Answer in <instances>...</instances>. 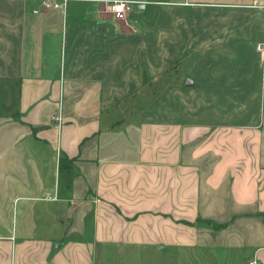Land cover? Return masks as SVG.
I'll list each match as a JSON object with an SVG mask.
<instances>
[{
  "label": "crops",
  "instance_id": "crops-1",
  "mask_svg": "<svg viewBox=\"0 0 264 264\" xmlns=\"http://www.w3.org/2000/svg\"><path fill=\"white\" fill-rule=\"evenodd\" d=\"M108 1L0 0V264H264V0Z\"/></svg>",
  "mask_w": 264,
  "mask_h": 264
},
{
  "label": "built area",
  "instance_id": "built-area-1",
  "mask_svg": "<svg viewBox=\"0 0 264 264\" xmlns=\"http://www.w3.org/2000/svg\"><path fill=\"white\" fill-rule=\"evenodd\" d=\"M69 0H40L39 11H49V10H62ZM136 2L130 0H110L108 1V10L112 14L113 18L116 20H123L127 14L131 11ZM259 48V47H258ZM51 121L59 122V114H53L50 116ZM248 264H256L255 261H251Z\"/></svg>",
  "mask_w": 264,
  "mask_h": 264
}]
</instances>
